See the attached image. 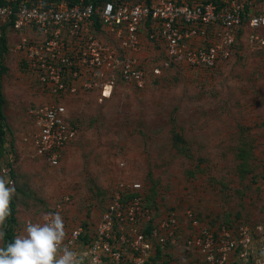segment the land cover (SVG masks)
<instances>
[{"label":"rangeland","instance_id":"374dc122","mask_svg":"<svg viewBox=\"0 0 264 264\" xmlns=\"http://www.w3.org/2000/svg\"><path fill=\"white\" fill-rule=\"evenodd\" d=\"M0 74V174L15 182L12 239L62 202L73 221L95 219L107 189L139 181L146 202L162 213L191 208L216 227L264 220V65L242 46L216 70L179 66L148 75L137 89L77 98L79 123L57 166L32 156L31 110L45 97L8 51ZM6 247V240L0 241ZM195 254L166 246L150 264H198Z\"/></svg>","mask_w":264,"mask_h":264},{"label":"built area","instance_id":"2783aa9c","mask_svg":"<svg viewBox=\"0 0 264 264\" xmlns=\"http://www.w3.org/2000/svg\"><path fill=\"white\" fill-rule=\"evenodd\" d=\"M2 38L45 97L31 110V154L57 166L77 137L69 108L77 98L101 101L119 84L141 89L170 66L216 70L242 46L264 65V0H5ZM144 191L139 181L118 180L95 219L60 213L64 246L84 264H150L166 246L195 254L198 264H264V220L210 227L188 207L152 208Z\"/></svg>","mask_w":264,"mask_h":264},{"label":"clouds","instance_id":"9594fccd","mask_svg":"<svg viewBox=\"0 0 264 264\" xmlns=\"http://www.w3.org/2000/svg\"><path fill=\"white\" fill-rule=\"evenodd\" d=\"M15 194V182L7 173L0 174V241ZM24 233L0 247V264H84V256L64 246L67 233L60 212L46 213L43 222H28Z\"/></svg>","mask_w":264,"mask_h":264},{"label":"trees","instance_id":"16d2710c","mask_svg":"<svg viewBox=\"0 0 264 264\" xmlns=\"http://www.w3.org/2000/svg\"><path fill=\"white\" fill-rule=\"evenodd\" d=\"M148 1V0H147ZM0 3H5V0H0ZM7 52V47H6V45H5V40H4V38H2L1 39V42H0V56L2 57L3 56V54L4 53H6ZM3 70H6V67L3 65V64H1L0 63V74L3 72ZM0 96H1V92H0ZM107 192V191H106ZM144 193H145V191H144ZM106 195V194H105ZM145 201H146V199H145ZM147 204H148V202H146ZM149 205V204H148ZM150 206V205H149ZM13 211H14V204H13V202L11 201V215L8 217V219H7V221H6V224H5V226H4V230H5V232H6V235H5V240H6V245L8 244V243H10V242H12L13 241V239H12V235H13V223H14V221H15V219H14V216H13ZM50 211H52V210H50ZM50 211H48V212H50ZM223 224H226V225H228V226H232V225H230V224H227V223H223ZM208 225L210 226V227H213V226H211L209 223H208Z\"/></svg>","mask_w":264,"mask_h":264}]
</instances>
